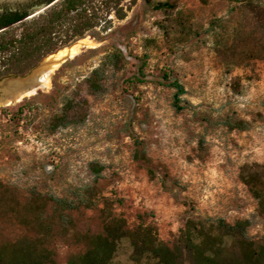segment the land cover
Returning a JSON list of instances; mask_svg holds the SVG:
<instances>
[{
  "label": "rangeland",
  "instance_id": "obj_1",
  "mask_svg": "<svg viewBox=\"0 0 264 264\" xmlns=\"http://www.w3.org/2000/svg\"><path fill=\"white\" fill-rule=\"evenodd\" d=\"M170 1L176 6L165 13L130 0L107 31L92 29L26 74L0 77L1 84L25 76L60 49L89 42L56 69L50 88L0 108V243L31 233L10 212L4 188L22 206L33 191L76 199L86 187L112 200L129 226L154 225L169 245L188 218L248 220V236L264 241V215L248 183L254 175L264 184V28L243 22L235 0ZM46 9L3 32L18 34ZM117 48L123 57L104 62ZM102 63L92 92L86 78ZM169 79L184 87L180 109ZM66 98L74 100L70 124L52 130ZM100 206L99 199L71 211L63 227L54 219L58 264L83 249L76 233L101 231Z\"/></svg>",
  "mask_w": 264,
  "mask_h": 264
},
{
  "label": "trees",
  "instance_id": "obj_2",
  "mask_svg": "<svg viewBox=\"0 0 264 264\" xmlns=\"http://www.w3.org/2000/svg\"><path fill=\"white\" fill-rule=\"evenodd\" d=\"M143 1L165 13L176 6L170 0ZM235 1L242 4L243 22L251 27L264 28L263 2ZM129 5L130 0L56 1L44 13L24 22L18 34L0 33V58H3L0 77L26 74L44 56L83 37L92 29L99 27L107 31L112 25L111 16L123 19ZM242 25L236 29L238 35L242 33ZM122 57L123 52L117 48L104 56V62L115 63ZM103 74L102 63L87 76L92 92L100 89ZM165 77L168 79L166 74ZM167 85L175 89L174 105L180 109V95L185 92L183 85L177 79L167 80ZM73 107L74 100L66 98L63 101L60 113L51 119L52 130L70 124L68 115ZM135 157H144V152L136 150ZM149 172L152 173L150 168ZM248 183L264 215V184L254 175ZM3 190L10 191L12 195L10 212L19 223L30 228L31 233L0 243V264H58L52 244L56 235L54 219L63 227L66 222H71V211L96 207L99 199L102 203L98 208L101 231L76 233L74 238L83 249L69 255L64 264H183L184 257L190 264H264V241H254L248 236V220L230 224L222 218H188L175 242L169 245L159 239L155 226L150 223L129 226L124 217L114 213L112 200L98 196L91 187L84 188L76 199L33 191L22 206L12 189ZM49 204L50 208H47Z\"/></svg>",
  "mask_w": 264,
  "mask_h": 264
},
{
  "label": "bare ground",
  "instance_id": "obj_3",
  "mask_svg": "<svg viewBox=\"0 0 264 264\" xmlns=\"http://www.w3.org/2000/svg\"><path fill=\"white\" fill-rule=\"evenodd\" d=\"M86 40L79 41L45 59L44 63L34 69L25 78H14L3 81L0 86V108L14 105L25 98L35 95L40 90L50 88L51 78L56 69L69 57L76 55L82 47L87 46Z\"/></svg>",
  "mask_w": 264,
  "mask_h": 264
},
{
  "label": "water",
  "instance_id": "obj_4",
  "mask_svg": "<svg viewBox=\"0 0 264 264\" xmlns=\"http://www.w3.org/2000/svg\"><path fill=\"white\" fill-rule=\"evenodd\" d=\"M56 1L58 0H0V30L46 9ZM44 61L45 58L39 65L41 66ZM27 75L13 78H25Z\"/></svg>",
  "mask_w": 264,
  "mask_h": 264
},
{
  "label": "flooded vegetation",
  "instance_id": "obj_5",
  "mask_svg": "<svg viewBox=\"0 0 264 264\" xmlns=\"http://www.w3.org/2000/svg\"><path fill=\"white\" fill-rule=\"evenodd\" d=\"M9 27H10V26H8V27H6V28L0 30V33L3 32V31H5V30H6L7 28H9ZM1 91H2V89H1Z\"/></svg>",
  "mask_w": 264,
  "mask_h": 264
}]
</instances>
